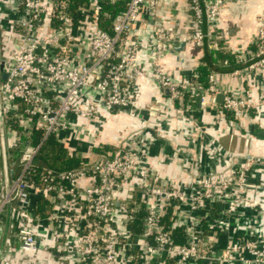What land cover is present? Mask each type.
<instances>
[{
    "label": "built area",
    "instance_id": "obj_1",
    "mask_svg": "<svg viewBox=\"0 0 264 264\" xmlns=\"http://www.w3.org/2000/svg\"><path fill=\"white\" fill-rule=\"evenodd\" d=\"M68 1L9 0L17 18L8 21L7 30L1 27L6 40L5 78L0 83V142L2 137L5 158L6 150L18 141L7 125L10 120L24 136L33 129L41 131V140L54 134L79 165L40 171L35 180L38 146L25 145L21 150L7 183L3 174L0 177V264H13L15 253L36 250L38 227L48 232L50 247L66 250L71 264H209L215 257L211 247L217 233L245 203L252 185L249 161L229 158L223 170L197 179L183 192L157 183L152 172L137 165L139 145L154 140L146 123L139 131L116 137L117 145L108 155L91 160L83 158L81 140L72 141V133L90 137L89 147H101L97 138L102 111L135 117L136 82L148 75L160 90H166L170 104L185 94L196 99L201 109L218 106L237 112L256 104L247 89L242 94L218 89L213 71L207 74L205 86L195 80V74L184 80L171 76L162 60L177 37L152 16L155 0H126L111 22L110 33L100 26L106 0H81L76 19ZM227 1L186 0L185 39L191 46L220 49L214 30ZM254 23L253 50L238 57L247 62V69L261 72L264 101V6ZM142 25L152 28L148 44L138 35ZM141 49L148 52L144 65L137 61ZM216 93L222 94L219 105L214 102ZM157 109L150 105L148 115ZM194 126L204 134L203 126ZM41 199L45 205L36 212ZM138 210L143 213L140 231L132 234L127 224ZM174 227L182 231L181 243L173 237ZM220 261L264 264V236L250 232L240 240H227Z\"/></svg>",
    "mask_w": 264,
    "mask_h": 264
},
{
    "label": "crops",
    "instance_id": "obj_2",
    "mask_svg": "<svg viewBox=\"0 0 264 264\" xmlns=\"http://www.w3.org/2000/svg\"><path fill=\"white\" fill-rule=\"evenodd\" d=\"M116 1H122L123 5L126 2L106 0ZM185 4L186 0H155L151 11L155 19H160L165 27L174 31L177 37L175 46L179 42L183 43L179 51H167L162 60L164 67L177 80L192 78L195 69L209 59V52L212 51L206 47L201 50L194 48L186 41L188 15L184 11ZM263 6L264 0H228L214 30V38L220 46L215 52L226 57L213 64L211 71L216 74V87L220 90H235L238 94L247 89L255 107L237 112L220 110L218 106L201 109L196 99L186 94L170 104L166 100L167 93L160 90L153 77L148 75L136 82L133 99L137 110L135 117L102 111L97 138L101 147H89L87 143L92 139L86 134L72 133L71 137L72 141H76V138L81 140L82 156L91 160L96 155H108L117 145L116 137L139 131L146 123V129L154 135V140L139 145L137 165L152 172L157 183L183 192H187L197 179L223 170L229 158L236 162L249 161V180L252 185L245 195V203L238 207V212L217 233L211 247L215 257L209 264H225L220 259L221 249L227 240H240L250 232L254 236H264V101L260 98L262 75L258 70L247 69V62L238 57L240 53L243 55L253 50L251 39L255 32L254 17ZM11 9L9 0H0V25L4 31L7 30L8 21L17 18ZM142 26L138 35L143 43L148 44L152 40V28ZM147 58L148 52L145 49L139 50L137 61L144 65ZM235 69L241 72L237 75L227 74ZM150 105L158 107L152 116L147 113ZM194 124L203 126L204 134L196 130ZM6 163L9 169H13V161L8 157ZM51 244L46 229L38 227L36 250L24 255L13 254L12 263L71 264L66 250L50 247ZM245 255L249 256L247 253ZM193 264L201 263L197 261Z\"/></svg>",
    "mask_w": 264,
    "mask_h": 264
},
{
    "label": "trees",
    "instance_id": "obj_3",
    "mask_svg": "<svg viewBox=\"0 0 264 264\" xmlns=\"http://www.w3.org/2000/svg\"><path fill=\"white\" fill-rule=\"evenodd\" d=\"M80 1L81 0L68 1V9L71 11V13H73L75 19L78 17V13L75 12V8ZM123 8L124 5L122 1L103 3V10L105 11L106 15L100 22L101 28L110 33L112 20L114 19L115 15ZM223 56L225 55L222 53H217L213 50L209 52V59L195 69V80L205 86L207 84V74L213 69V64L221 62L224 60L223 58H226ZM7 125L14 129L18 135V141L16 145L6 150L7 157L10 160L15 162L25 145H30L33 147L38 146L33 160V168L35 170V173L32 176L33 179H37V175L40 171H64L78 167V160L71 157L64 148L58 145L54 134H48L43 140H41V131L39 129H33L28 136H24L22 135L21 129L16 125V123L9 120L7 121ZM44 205L45 201L43 199L38 201L36 212H41ZM142 215L143 213L141 210L136 211L133 221L127 224V230L130 233L135 234L140 231ZM172 233L175 241L181 243V229L174 227Z\"/></svg>",
    "mask_w": 264,
    "mask_h": 264
},
{
    "label": "water",
    "instance_id": "obj_4",
    "mask_svg": "<svg viewBox=\"0 0 264 264\" xmlns=\"http://www.w3.org/2000/svg\"><path fill=\"white\" fill-rule=\"evenodd\" d=\"M231 1H235V0H231ZM182 45H183V43L182 42H179L177 44V46H174L173 47L172 50L177 52V51H179L181 49ZM4 78H5V73H1V75H0L1 81ZM165 92H166V90H165ZM221 100H222V94L221 93H216L214 95V102L216 104H220L221 103ZM0 117H1V114H0ZM0 155H1V159H2V174H3V180H4V183L6 184L7 183V180H8V176L11 174V169H8L7 168V163H6V158H5V148H4V144H3L2 137H1V142H0Z\"/></svg>",
    "mask_w": 264,
    "mask_h": 264
},
{
    "label": "flooded vegetation",
    "instance_id": "obj_5",
    "mask_svg": "<svg viewBox=\"0 0 264 264\" xmlns=\"http://www.w3.org/2000/svg\"><path fill=\"white\" fill-rule=\"evenodd\" d=\"M6 40L4 39L3 33H2V28L0 25V75L1 73H4V66H3V56H4V50H5V44ZM0 83H1V79H0Z\"/></svg>",
    "mask_w": 264,
    "mask_h": 264
}]
</instances>
